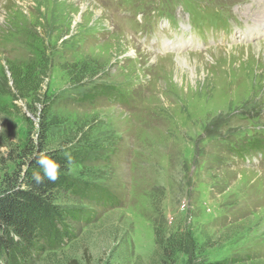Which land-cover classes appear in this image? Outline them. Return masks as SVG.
Returning a JSON list of instances; mask_svg holds the SVG:
<instances>
[{"label":"rangeland","instance_id":"obj_1","mask_svg":"<svg viewBox=\"0 0 264 264\" xmlns=\"http://www.w3.org/2000/svg\"><path fill=\"white\" fill-rule=\"evenodd\" d=\"M262 3L0 0L1 155L42 121L82 152L72 237L31 264H163L161 238L175 264H264Z\"/></svg>","mask_w":264,"mask_h":264},{"label":"trees","instance_id":"obj_2","mask_svg":"<svg viewBox=\"0 0 264 264\" xmlns=\"http://www.w3.org/2000/svg\"><path fill=\"white\" fill-rule=\"evenodd\" d=\"M40 125L36 139L28 137L19 150L20 154L13 160L12 150L5 157L1 155L6 143L0 137V168L10 160L15 166L12 172L3 171L0 175V264H31L43 251L56 250L72 237L66 220L74 219L76 211L68 210L60 200L67 191L81 195L80 187H77L68 171L82 152L78 148L67 151L71 141L61 143L60 148L49 147L46 124L42 121ZM79 133L80 130L75 131V136ZM41 151H46L61 165L59 178L55 182L45 179L38 184L33 179L34 172L43 175L34 159ZM168 241L161 238L158 242L159 257L163 264H175ZM88 263L90 258L84 264ZM63 264L83 263L68 258ZM200 264L228 263L202 261Z\"/></svg>","mask_w":264,"mask_h":264},{"label":"clouds","instance_id":"obj_3","mask_svg":"<svg viewBox=\"0 0 264 264\" xmlns=\"http://www.w3.org/2000/svg\"><path fill=\"white\" fill-rule=\"evenodd\" d=\"M34 159L43 172V175H41L40 172H34L33 179L36 183H42L45 179L55 182L59 178L61 165L49 156L46 151L39 152ZM69 162H71L70 158Z\"/></svg>","mask_w":264,"mask_h":264},{"label":"bare ground","instance_id":"obj_4","mask_svg":"<svg viewBox=\"0 0 264 264\" xmlns=\"http://www.w3.org/2000/svg\"><path fill=\"white\" fill-rule=\"evenodd\" d=\"M260 1H261V2H264V0H259V2H260ZM263 4H264V3H262L261 5H263ZM261 5H260V6H261ZM260 13L262 14L263 12H259V16L261 15ZM260 19H261V20L264 19V13L262 14V16H260ZM261 22H262V21H261ZM242 37H243V35H242ZM244 39H246V38H244ZM183 43H184V44H187V43H192V42H191V41H190V42H189V41L186 42V41L184 40ZM164 46L166 47V44H165V43H164Z\"/></svg>","mask_w":264,"mask_h":264}]
</instances>
